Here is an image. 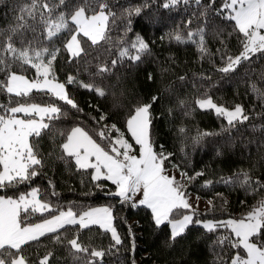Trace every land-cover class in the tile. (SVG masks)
I'll return each instance as SVG.
<instances>
[{"label": "trees", "instance_id": "16d2710c", "mask_svg": "<svg viewBox=\"0 0 264 264\" xmlns=\"http://www.w3.org/2000/svg\"><path fill=\"white\" fill-rule=\"evenodd\" d=\"M28 2L0 0V47L8 36H12L18 48L24 46L21 40L31 42L36 48H60L54 64L58 79L63 82L67 75H77L79 80L103 88L106 95L99 97L78 84L68 86L71 97L83 109L77 112L43 93L33 91L30 97H10L0 90V104L11 103V106H15L17 101L58 103L62 112L66 113L53 121L40 137L30 138V142L42 154L43 164L37 168L39 175L28 182L0 189V195L16 198L37 188L42 201L64 210L71 204L78 214L91 207L111 206L114 224L122 240L120 245L109 251L113 244L111 235L99 226H65L60 230L62 237L70 239L73 233H78L79 240L89 247V254H75L66 243H54V234H48L24 247L30 264H37L47 252L53 253L49 264H87L92 250L105 251L102 264H218L220 259L229 260L237 250L227 243L221 246L216 242L218 235L229 234L228 230L208 232L201 225L194 224L185 235L171 241L170 227H157L150 209L108 196V193L116 190L115 185L103 179L93 181L91 169L78 170L72 159H61L63 153L59 145L65 139L63 134L74 126H80L101 146H106L107 141L97 136L102 125L116 124L126 133L125 121L129 113L157 96L159 98L151 109L150 137L157 151L163 146L165 153L173 154L165 161V168L179 165L189 176L204 173L190 182L184 180L187 193H195L213 202V210L210 211L209 205L204 211H196L198 218L216 220L241 217L264 198V190L253 192L247 186L217 181L221 176H232L241 170L248 171L254 179L258 177L264 181V96L260 94L264 93V54H256L249 61H242L235 71H218L225 66L221 55L226 52L235 56L242 50L238 40L242 34L233 30L234 22L224 19L223 14L208 11L202 17L201 12L208 8V0H202L200 5L190 0L188 4L181 3L167 9L163 7L167 0H88L93 8H98L99 3H107L115 18L110 17L106 39L98 44L91 45L87 38L78 37L88 55L70 62V55L63 45L71 33L61 32L48 41L44 37V28L32 21H29L32 28L24 30L22 35L11 32V28L16 26L15 18L19 15L20 7ZM52 3H58V0H51L50 7ZM220 3L221 0H216L217 6ZM82 5L87 8L85 0H65V5L57 8L54 15L60 11L69 15ZM136 7L142 9L141 13L128 16L126 10ZM86 14L90 15L91 12ZM189 20L192 21L190 25L187 24ZM198 27L205 29V42L210 53L203 58L195 44L177 43L171 38L178 31L186 36ZM70 28L74 26L70 24ZM137 36L149 44V50L140 61L123 60L110 73L97 75L98 65L107 63L111 66L120 48L135 41ZM85 61L89 63L85 65ZM11 71L28 77L36 75L31 66L20 61L12 63ZM4 79L5 74L0 73V80ZM253 84L259 92L252 90ZM205 94L229 109L236 104L243 105L249 119L229 128L226 119L217 116L214 111L199 109L196 100L206 98ZM181 100L184 101L183 105L179 103ZM117 102L120 107H113ZM102 114L107 119L97 123ZM181 127L185 129L183 134L178 131ZM198 132L217 135L203 137L194 143L193 138ZM207 180L214 183L205 187ZM47 217L49 213L29 216L22 213L21 216L26 223H35ZM96 264H101L99 258Z\"/></svg>", "mask_w": 264, "mask_h": 264}, {"label": "snow or ice", "instance_id": "6c2138e0", "mask_svg": "<svg viewBox=\"0 0 264 264\" xmlns=\"http://www.w3.org/2000/svg\"><path fill=\"white\" fill-rule=\"evenodd\" d=\"M50 2L51 0H29L25 3L19 9V15L15 18L16 26L11 28V32H19L22 35L24 30L32 28L29 23L32 21L44 28V37L48 41L59 36L61 32L71 33L63 45L64 50L70 55V62L88 55L78 37L87 38L91 45L106 39L109 19L115 18L107 3H99L98 8H93L88 0H85L87 8L82 5L76 7L69 15L63 11L54 15L57 8L65 5V0L52 3L51 7ZM189 2L190 0H167L163 7L167 9ZM192 2L200 5L202 0ZM141 11L140 7L126 10L128 16L139 15ZM208 11H213L217 15L223 14L224 19L234 22L233 30L242 34L238 36L242 50L235 56L227 55L226 52L221 55L220 59L225 62V66L218 71L223 73L235 71L242 61H249L256 54H264V0H221L219 6L216 5V0H208V8L201 12V16L205 17ZM87 12L91 14L88 15ZM191 23V20L187 22L189 25ZM70 24L74 28H70ZM128 24H131L130 20ZM171 38L177 43L195 44L201 58L210 54L203 27L189 31L186 36L178 31L172 34ZM21 43L24 46L16 47L12 36H8L0 47V73L5 74V79L0 80V90L5 91L10 97H30L35 90L54 97L57 102H63L77 112H82L83 109L71 97L68 86L78 84L99 97L106 95L103 88L85 83L79 80L77 75L69 74L63 82L58 79L54 64L60 48H36L31 42L25 43L23 40ZM148 50L149 44L137 36L135 41L120 48L117 58L111 61V66L107 63L98 65L96 73L97 75L110 73L117 63L123 60L140 61ZM14 61L31 66L35 70V77L29 79L25 75L11 71ZM88 63L85 61V65ZM180 79L183 80L184 77ZM251 87L254 92H259L254 84ZM260 94L264 96V93ZM205 97L196 100L199 109L214 110L217 116L226 119L229 128L249 119L243 105L236 104L229 109L218 105L211 96L205 94ZM158 98L153 96L151 102L136 106L126 120V131L130 133L134 144L139 146L138 152H135L133 143L125 138V132L116 124L102 125L97 133L100 140L107 141L106 146H101V143L93 139L83 127L74 126L63 134L65 139L59 145L63 153L60 158L65 161L72 159L78 170L91 169L93 181L102 179L110 181L115 185L116 191L108 194L119 197L121 202H131L133 206H146L151 210L157 227L170 226L171 241L174 242L185 235L194 224L201 225L208 232L225 229L229 234L218 235L217 244L223 246L227 243L237 251L227 261L220 259L218 264H264V198L239 218L201 221L190 203L183 181L190 182L204 173L197 172L189 176L179 165H173L180 171L181 179L169 175L165 161L173 154L165 153L163 146L157 151L151 140V109ZM179 103L183 105L184 101L181 100ZM113 107L120 105L117 102ZM63 115L66 113L62 112L58 103L17 101L15 106H11V103L0 104V189L28 182L39 175L37 168L43 164L42 154L38 147L30 142V138L40 137L44 130L50 128L53 121L59 120ZM106 119L107 116L102 114L97 123ZM178 131L183 134L185 129L181 127ZM113 133L116 135L113 136ZM211 135L217 133L198 132L193 141L198 143L203 137ZM217 182L247 186L253 192L258 189L264 190V181L258 177L254 179L248 171L243 170L232 176H221ZM213 183V180H207L205 187ZM138 193H142V198L134 201ZM209 205L210 211L213 210L212 201H209ZM22 213L25 216L49 213V218L43 219L40 223H26L22 221ZM114 220L111 206L91 207L78 214L73 211L71 204L64 210L60 206L53 207L50 203L42 201L37 188H32L30 192L20 194L16 198L0 195V264H30V258L24 254V247L48 234H54L52 237L54 243H66L75 254H89V247L79 240L78 233H73L70 239L62 237L60 230L65 229V226L79 225L80 228L99 226L111 235L113 241L109 248L111 251L122 243ZM239 250H242L243 254ZM52 256V252H47L37 264H49ZM104 256V250H92L87 264H96L97 258L102 264Z\"/></svg>", "mask_w": 264, "mask_h": 264}, {"label": "rangeland", "instance_id": "374dc122", "mask_svg": "<svg viewBox=\"0 0 264 264\" xmlns=\"http://www.w3.org/2000/svg\"><path fill=\"white\" fill-rule=\"evenodd\" d=\"M22 75V74H20ZM26 76V75H25ZM27 78L29 79H33L34 77H28L26 76ZM35 91V90H34ZM215 102V101H214ZM218 104V103H217ZM219 105V104H218ZM198 106V105H197ZM214 111V110H212ZM128 118V117H127ZM127 120V119H126ZM125 126H126V121H125ZM125 138L129 139V142L130 143H133V147H134V150L135 152H138L139 151V146L138 145H135L134 144V141L131 140V137H130V133H128L126 131L125 133ZM166 171L169 175H175L176 178L178 180L181 179V176H180V172L178 170H176L175 168H166ZM92 174H93V171H92ZM184 183V181H183ZM31 191V190H30ZM28 191V192H30ZM187 195L189 196V200H190V203L193 205V208L196 210V211H204L206 210L207 208H209V201H207L206 199H203L201 198L200 196L196 195L195 193H187ZM142 198V193H138L136 194V196L134 197V201H138L139 199ZM247 212H245L243 215L247 214ZM242 216V215H241ZM49 218V217H47ZM239 218V217H237ZM201 221H205V220H213V219H209V218H205V219H202V218H199ZM227 219V218H226ZM216 220H222V219H216ZM42 222V220L38 221V222H35V223H40ZM170 227V226H169ZM243 254V252L241 253Z\"/></svg>", "mask_w": 264, "mask_h": 264}, {"label": "water", "instance_id": "95a60500", "mask_svg": "<svg viewBox=\"0 0 264 264\" xmlns=\"http://www.w3.org/2000/svg\"><path fill=\"white\" fill-rule=\"evenodd\" d=\"M115 191H116V190H115ZM115 191H114V192H115ZM114 192H111V193H114ZM108 196H110V197H113V198L120 199L119 197H117V196H114V195H109V194H108Z\"/></svg>", "mask_w": 264, "mask_h": 264}]
</instances>
